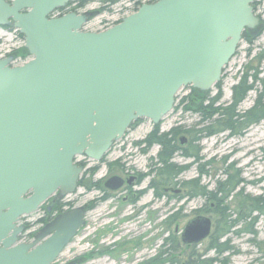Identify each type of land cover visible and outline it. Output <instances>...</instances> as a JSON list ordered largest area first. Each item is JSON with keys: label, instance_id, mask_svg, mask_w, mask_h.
Masks as SVG:
<instances>
[{"label": "water", "instance_id": "obj_1", "mask_svg": "<svg viewBox=\"0 0 264 264\" xmlns=\"http://www.w3.org/2000/svg\"><path fill=\"white\" fill-rule=\"evenodd\" d=\"M68 1L0 0V26L18 29L31 56L17 66L13 55L0 59V264H53L83 226V208L30 242L19 241L20 217L76 191L77 157L100 160L140 119L160 124L181 88L211 90L242 33L261 23L256 0H158L92 32L83 30L92 12L49 17ZM212 228L199 215L182 239L200 243Z\"/></svg>", "mask_w": 264, "mask_h": 264}, {"label": "rangeland", "instance_id": "obj_2", "mask_svg": "<svg viewBox=\"0 0 264 264\" xmlns=\"http://www.w3.org/2000/svg\"><path fill=\"white\" fill-rule=\"evenodd\" d=\"M137 1L121 0L114 5H108L105 10L100 11V8L103 6L101 1L90 0L86 4L87 10H90V12L95 11V13H93L91 20L83 26V30L98 32L113 26L116 22H119L122 18L135 11ZM262 8L263 5H259L256 8L258 15L262 13ZM24 44V36L18 30L0 27V59L4 58L8 53H11L14 56L13 64H19L21 61L29 60L30 56L22 59L16 54L17 51L24 48ZM249 49H251L250 52ZM263 50L264 29L259 33V36L252 45L241 40L235 56L223 70L220 81L222 97L216 106L225 107L231 103L232 87L239 81L243 74L248 72L251 75L258 70L259 77L264 79V59L260 63L257 58L258 54ZM258 87L260 86L258 85ZM217 91V87H213L208 91V94L212 97ZM190 93V86L184 87L179 91L173 110L161 121V130L167 132L181 126L190 128V130L202 128L199 123L200 116L186 109L189 105V99H186V97ZM257 94L258 92L256 90L250 91L237 107V111L242 113L252 107ZM145 123L146 126H144ZM144 124L128 131L116 143L123 144L125 142L126 149L124 151L120 152L119 147L116 151L111 150L106 154L105 160L111 162V160L120 156L127 159L131 169H137L142 173L147 172L151 165L149 152L143 153L140 151V147L131 144V142L141 138L146 133L149 122L146 121ZM180 135L188 136L189 140H191L190 136L185 133ZM202 135L203 137L200 141L194 142L191 145L194 147L198 146L201 149V159L198 164L192 158L183 157L180 151L175 154L172 161L179 165H189V168L178 175L176 180L177 184H174L173 188L182 189L181 182L199 177L198 167L200 164L214 160L212 164L213 169H210L211 166H207L206 170H208V173L200 177V184L206 186L208 190H213L216 187V181L218 179L223 181L226 178L224 171L232 167L230 172L239 170L241 178L245 180L242 184L244 194L252 196L264 194V120L258 124L251 125L240 134L233 136L228 131L212 136H206L205 133ZM177 144L179 145V143ZM188 145L189 143L185 146ZM79 159L80 157L77 158V160ZM105 173L106 169L103 167L100 175H104ZM90 178L92 179V177ZM93 178L98 179V176ZM150 179L151 175L147 176L143 186H146ZM81 191V189H78L77 192L68 195L65 199L71 200L74 205L78 206L82 202L79 199ZM93 194L94 191L88 198L93 196ZM185 194L187 195L188 192H185ZM186 195L179 198L163 196L158 201L153 202L151 201V191L147 192L138 201L136 206H126L121 217L138 213L144 204L143 210H141L137 217L125 220L122 225L123 227L118 231L113 230L117 226L116 222L121 217H118L116 213L113 214V211L119 205L112 201L100 205L96 211L88 213V224L86 227L84 226L83 234L81 233L82 235L80 234L73 239L55 264H63L75 258L82 250H92L94 248V251L97 249L100 251L101 248L113 242H119V244L125 245L127 249L132 247V242L136 243V240L140 241L142 248L135 250L133 247L130 250L133 253H129L126 249L123 250L124 247H121L115 250L111 256L106 254L95 256L89 264H133L136 260L147 258L156 253L163 255V260L156 264H184L185 258H189L195 254H201L207 258H214L216 253L210 248L213 241V232L207 239L193 244L190 247L182 244L181 232L191 219L203 215L210 217L214 222L216 220V215L213 212L214 205L210 201L206 202L203 197L186 199ZM98 213L106 215L102 216L101 219L98 218ZM38 215L36 212L30 215L29 218L34 220ZM34 230L35 228L32 227L23 232L19 236L20 241H30ZM255 230L257 231L256 235L247 232H240L239 234L231 233L220 240L223 242L229 239V245L232 247V250L222 255V257L229 258V264H264L263 218H260L256 222ZM99 231L103 233V237L96 235ZM134 253L136 254V259H131Z\"/></svg>", "mask_w": 264, "mask_h": 264}, {"label": "trees", "instance_id": "obj_3", "mask_svg": "<svg viewBox=\"0 0 264 264\" xmlns=\"http://www.w3.org/2000/svg\"><path fill=\"white\" fill-rule=\"evenodd\" d=\"M89 1L78 0L77 6L84 7ZM99 1L103 5L100 11H103L108 5H114L121 0ZM259 5H263L262 13L259 15L261 23L258 28L260 30L256 28L245 30L242 33V40L249 45L255 42L259 33L264 29V0L254 1L255 10ZM250 51L251 49H249ZM16 54L22 59L29 56V52L25 48L17 51ZM257 58L261 63L264 59V50L258 54ZM215 87L218 91L212 97L209 96L208 92H201L192 87H190V95L186 97L189 99V105L186 109L200 116L201 129L181 131L179 128H174L171 132H165L160 136H157V131L152 133L151 137L158 139V143L162 145L160 159L162 160L161 172L164 185L173 184L174 179L189 168V165H179L172 161L177 152L180 151L183 157L192 158L197 164L199 163L201 149L191 145L200 141L203 133L206 136H212L228 131L233 136L264 120V79L259 77L258 70L251 75L247 72L240 77L239 81L232 87L231 103L225 107L216 106L222 97L221 83L218 82ZM252 90L258 92L253 106L242 113L237 111L239 104ZM156 127L159 128L160 125ZM171 133H173L172 137H170ZM182 133L191 138L188 146L180 147L177 144L176 137ZM213 162L214 160H210L200 164L198 167L199 177L183 181L180 184L182 188L187 190L190 198L203 197L206 202L210 201L214 205L213 212L216 215V220L213 225V241L210 248L215 251L216 256L207 258L201 254H195L185 258L184 264H229V258L222 257V255L231 251L232 247L229 245V239L223 242L220 240L231 233L247 232L256 235L255 224L260 218L264 219V194L258 196L244 194L242 184L245 180L241 178L239 170H233L231 173L232 167L226 169L224 171L226 178L223 181L218 179L213 190H208L206 186L200 184V177L208 173L207 166H211L210 169H213Z\"/></svg>", "mask_w": 264, "mask_h": 264}, {"label": "flooded vegetation", "instance_id": "obj_4", "mask_svg": "<svg viewBox=\"0 0 264 264\" xmlns=\"http://www.w3.org/2000/svg\"><path fill=\"white\" fill-rule=\"evenodd\" d=\"M77 4H78V0H69L64 7L56 9L57 12L53 16L61 17L68 13L90 12V10H87V5H85L84 7H78ZM92 13H95V11ZM5 28H12V27L8 26ZM8 55H12V54L8 53L7 55H5V57ZM146 121L149 122V124L147 125L146 133L141 138H138L134 142H131V144L140 147V151L143 153L149 152L150 162H151L149 170L147 172L142 173L137 169H131L127 159L122 158L120 156H118L114 160H111V162H107L105 160L106 154L111 150L116 151V149L119 147L118 149L120 152L124 151L126 149L125 142L123 144L114 143L109 149V151L98 161H94L86 156H80V159L76 160V162L79 166L82 167V172L79 176L77 182V188L75 192H77L78 189L82 190L80 192V198H79L82 200V202L80 203V205L76 206L73 204L71 200L65 199L68 195L61 196L57 191L49 199L43 202L39 206L38 210L34 212V213L37 212L39 214L36 219L31 220V218H29V216L34 213L21 216L17 224L19 226H24L23 232H25L29 228L32 227L35 228V230L32 233L33 234L32 239L30 241H32L37 235V233L45 225L50 223L55 217H57L62 212L74 207L83 208L84 224L82 227L79 228L76 236L73 239H75L78 235H80L84 230V228L87 226L88 213L92 211H96L100 205L108 201H112L115 204L119 205V207L116 206V209L115 211H113V214L116 213L118 217H121L122 212L125 210L126 206L129 205L136 206L138 201L142 197H144L149 191H151V201L153 202L158 201L163 196L179 198L181 196L186 195L185 194V192H187L186 189L173 188V185L177 184L176 180L178 176L174 179L173 184L170 183L168 185H164L162 181V172H161L162 160L160 159V151L162 145L158 143L159 142L158 139H154V137H151V135L154 131H157V136H160L165 132L161 130L160 127L157 128L156 127L157 125H154L148 120ZM146 121L139 120L133 123L128 131L138 128L141 124H144V122ZM144 126H146V123L144 124ZM179 129L181 131H186L188 128H186L185 126H181L179 127ZM171 131L172 130H169L167 132H171ZM172 136L173 133L170 134V137ZM181 137H182L181 135L180 136L178 135L176 137V141L177 143H179L180 146H185L190 142L188 136H183L186 138V142L185 144L182 145L180 142ZM103 167L106 169V173L104 175H100L101 171L103 170ZM150 175H151V179L149 180L148 184L146 186H143L145 178ZM96 176H98V179L93 178ZM90 177H92V179ZM113 177L118 178V180L115 183L121 182V185H119L116 188L112 187L114 186L115 183H110V180ZM93 191H94L93 196L88 198V196L91 195ZM188 194L185 196L186 199H190V196ZM143 207L144 204L139 209L138 213H133V215H126V217L123 216L120 219H118V221L116 222L117 226L114 228L113 231L121 230V228L123 227L122 226L123 222L127 219L130 220L136 218L137 215L141 212V210H143ZM105 215L106 214H102V213L97 214L98 218H101L102 216ZM183 230L181 232L182 244L186 247H190L193 244L185 243L182 239ZM22 233L20 235H22ZM96 235L102 237L104 236L101 231H99ZM73 239L71 240V242L73 241ZM30 241H22V242H30ZM136 241H137L136 243L132 242V247H129L127 249L125 245H121L119 244V242H113L108 246L101 248L100 251L98 249L94 251V248L92 250H82V252H80L78 256L64 262L63 264H68V263L89 264L91 261H93L95 256L105 255V254L111 256V254L114 253L115 250L121 247H124L123 250L126 249V251H128L129 253H133V251H130L131 249H133V247L135 248V250L138 248H142V244L140 243V241L139 240ZM63 251L61 252V254L58 256V258L55 260L53 264L57 262V260L62 255ZM131 259H136L135 253L132 254ZM161 260H163V255L156 253V254H152L147 258L136 260V262L134 261L135 263L133 264H156Z\"/></svg>", "mask_w": 264, "mask_h": 264}]
</instances>
